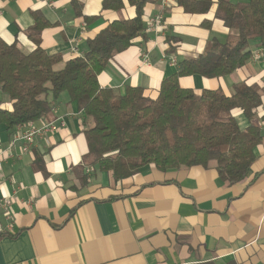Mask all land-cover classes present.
I'll return each instance as SVG.
<instances>
[{"label":"crops","instance_id":"obj_1","mask_svg":"<svg viewBox=\"0 0 264 264\" xmlns=\"http://www.w3.org/2000/svg\"><path fill=\"white\" fill-rule=\"evenodd\" d=\"M123 2L112 10L103 8V0H0V37L33 50L27 30L39 13L50 23L42 31V47L66 61L83 55L87 39L110 22L135 16V7ZM159 13L164 14L161 26L148 31ZM214 15L215 6L197 14L175 0H151L144 9L143 33L107 64L100 85L119 92L127 85L140 86L156 97L180 59L197 57L213 37L234 36ZM205 19L211 20L210 28L203 25ZM171 46L175 52L168 53ZM251 49L247 63L227 76L180 78L181 86L198 94L220 88L230 95L242 81L263 90L253 121L261 128L262 142L246 178L237 183L224 181L215 162L166 171L147 165L125 179L86 164L84 131L93 121L66 92L47 117L36 121L63 118L64 125L36 137L26 153L23 140L12 145L16 128L0 124V149L5 151L0 264H264V49L254 43ZM0 107L13 108L7 94L0 93ZM234 116L242 127L250 123L241 110ZM9 152L20 156L9 157Z\"/></svg>","mask_w":264,"mask_h":264},{"label":"trees","instance_id":"obj_2","mask_svg":"<svg viewBox=\"0 0 264 264\" xmlns=\"http://www.w3.org/2000/svg\"><path fill=\"white\" fill-rule=\"evenodd\" d=\"M150 1L128 0L135 7L134 17L110 22L87 39L83 55L66 61L61 53L42 47V31L50 23L39 13L27 30L33 50L24 51L17 42L0 37V93L7 94L13 105L11 110L0 107V124L14 128L39 121L66 92L93 121L84 131L88 144L84 162L111 171L116 179L128 178L147 165L166 171L215 162L224 181L244 180L263 138L253 122L263 103V90L257 83L242 81L233 85L230 95L220 88L198 94L181 86L180 78L227 76L247 63L253 43L264 49V0H175L189 13L206 14L215 6L214 17L234 30L236 39L213 37L206 51L180 59L176 72L161 82L154 98L140 86L127 85L124 92L102 87L100 73L143 33L144 9ZM74 4L81 13L80 5ZM123 6V0H103L104 9ZM203 25L210 28L211 20L205 19ZM172 52L173 46L168 50ZM61 62L64 66L55 69ZM235 110L249 120L246 127L239 124ZM81 181L87 179L81 176Z\"/></svg>","mask_w":264,"mask_h":264},{"label":"built area","instance_id":"obj_3","mask_svg":"<svg viewBox=\"0 0 264 264\" xmlns=\"http://www.w3.org/2000/svg\"><path fill=\"white\" fill-rule=\"evenodd\" d=\"M166 2V0H164ZM164 19V14L159 13L155 15L150 21L147 26V30H156L159 26H161V23ZM77 48L74 47L73 51L76 52ZM53 109V108H52ZM65 121L63 118H56L52 121H45L40 124H37L35 121H31L25 124H19L17 125L16 128V135L15 138L13 139L12 145L17 140H23L24 144L22 145V152L26 153L30 150V146L33 142V140L36 137L43 136L46 133H49L51 131H55L59 128V126L64 125ZM7 152V151H6ZM9 157L12 156H20V155H12V152H9ZM5 155V151L0 149V170L3 167V156Z\"/></svg>","mask_w":264,"mask_h":264},{"label":"rangeland","instance_id":"obj_4","mask_svg":"<svg viewBox=\"0 0 264 264\" xmlns=\"http://www.w3.org/2000/svg\"><path fill=\"white\" fill-rule=\"evenodd\" d=\"M232 33H234V36L229 35L227 39H225V40L221 39V40L226 41V40L230 39V40L234 41L236 39V32L234 30H232ZM59 68H60L59 64L55 65V69H59Z\"/></svg>","mask_w":264,"mask_h":264}]
</instances>
